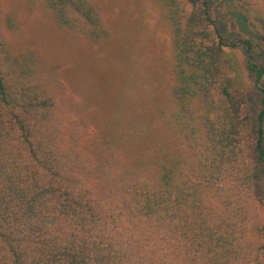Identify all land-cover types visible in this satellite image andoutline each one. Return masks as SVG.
<instances>
[{
	"label": "trees",
	"instance_id": "obj_1",
	"mask_svg": "<svg viewBox=\"0 0 264 264\" xmlns=\"http://www.w3.org/2000/svg\"><path fill=\"white\" fill-rule=\"evenodd\" d=\"M43 1L61 27L106 36L91 0ZM158 1L173 36L169 116L163 93L123 120L78 92L63 107L35 51L0 33V264H264L255 38L227 41L209 0ZM227 4L264 30V0ZM3 22L18 26L0 7ZM240 47L244 62L229 52Z\"/></svg>",
	"mask_w": 264,
	"mask_h": 264
},
{
	"label": "rangeland",
	"instance_id": "obj_2",
	"mask_svg": "<svg viewBox=\"0 0 264 264\" xmlns=\"http://www.w3.org/2000/svg\"><path fill=\"white\" fill-rule=\"evenodd\" d=\"M91 1L107 33L98 42L61 27L43 0H0L3 19L14 18L18 23L9 30L3 22L0 33L11 41L15 52L27 47L35 51L45 78L59 85L63 107H71L79 93L81 103L93 107L98 118L123 120L137 115L141 105L153 103L163 93L169 116L174 51L164 6L158 0ZM228 1L209 0L213 18L227 41L255 38L254 61L264 65V30L257 24L262 17L255 16L253 22L247 16L243 19ZM229 52L244 62L243 47ZM240 82L255 106L259 93L248 69Z\"/></svg>",
	"mask_w": 264,
	"mask_h": 264
}]
</instances>
